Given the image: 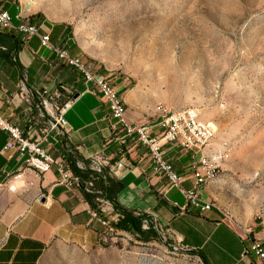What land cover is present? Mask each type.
<instances>
[{
  "label": "rangeland",
  "instance_id": "obj_1",
  "mask_svg": "<svg viewBox=\"0 0 264 264\" xmlns=\"http://www.w3.org/2000/svg\"><path fill=\"white\" fill-rule=\"evenodd\" d=\"M12 1L21 16L63 30L92 72L139 87L149 111L192 105L212 121V142L227 154L214 201L242 225L259 223L264 243V0ZM97 222L94 244L54 242L40 264H202L165 227L143 241Z\"/></svg>",
  "mask_w": 264,
  "mask_h": 264
},
{
  "label": "crops",
  "instance_id": "obj_2",
  "mask_svg": "<svg viewBox=\"0 0 264 264\" xmlns=\"http://www.w3.org/2000/svg\"><path fill=\"white\" fill-rule=\"evenodd\" d=\"M5 7L9 12L15 7L14 13H10L14 24L22 21L21 10L14 1L6 2ZM50 29L39 25V34L48 33L51 44H63L77 56L73 46L69 48V38L63 30L51 33ZM5 31L22 38L15 29ZM17 57L19 65L0 58V114L5 120L18 126L24 135L41 139L42 146L54 158L66 157L67 146L84 161L101 154L107 161L106 169H112L114 177L123 184L116 193L117 201L137 212L155 213L166 233L183 249L203 251L211 264L255 261L251 255H244L241 238L223 211L237 219L218 200L221 210L201 212L188 204L182 189L195 185L188 168L193 151L174 143L163 145L164 158L183 176L181 189L169 186L165 176L152 171L147 147L125 134L110 118L108 103L101 94L87 91L78 69L61 63L51 48L40 43L39 35L28 36ZM113 82L130 120L149 122L156 131L158 121L150 117L153 108L149 111L147 95L139 87L125 85L117 78ZM40 88L46 89L57 105L71 100L64 114L67 120L64 129L49 128L48 115L41 111L39 98L32 94ZM7 139V131L0 128V264H40L54 242L94 244L101 227L81 190L62 182L56 164L42 174L26 168V155L7 148ZM213 139L206 153L225 152ZM20 171V177L14 178L13 174ZM221 186L218 176L201 184V199L215 200ZM40 193L45 198L36 200ZM103 209L112 212L105 215L107 219H116L111 204L104 203ZM241 227L251 229L255 236L262 231L259 223Z\"/></svg>",
  "mask_w": 264,
  "mask_h": 264
},
{
  "label": "built area",
  "instance_id": "obj_3",
  "mask_svg": "<svg viewBox=\"0 0 264 264\" xmlns=\"http://www.w3.org/2000/svg\"><path fill=\"white\" fill-rule=\"evenodd\" d=\"M7 0H0V21L7 23V16L11 15L8 9L5 7ZM17 32L21 33L22 40H26L28 36L39 35L40 43L43 46L51 48L57 57L60 52H68L67 61H60L61 63L71 66L77 69V63L79 61H72L69 58V50L63 44H51L50 35L39 34V25L35 28L17 29ZM79 71V70H78ZM80 72V71H79ZM82 74L83 82L86 85L87 91H98L102 98L108 103L109 116L115 120L119 126L124 130L125 134L131 138H135L142 145L147 147L149 156L151 159L152 171L165 176L169 186L181 189V181L183 176L173 169L172 165L164 158L162 147L166 143H174L184 150L193 151L194 156L188 165V168L195 180V185L189 189H182V192L187 199L193 203V207L197 209H213L212 206L207 205V201L201 199L199 190L201 184H205L209 181L210 176H218L221 170L216 169V160H225L227 154L225 152L216 153V155H206V147L210 141L214 138L216 128L214 130H205V123H213L210 120L200 117L199 109L192 105L184 107H173L163 102H156L153 106V111H157V121L159 128L154 131L149 122H134L129 117H125L124 113H118L114 106H112L113 91L117 90L114 84L105 78L103 74H95V76H88V74ZM92 83V86H89ZM32 94L39 98V106L41 111L48 115L49 128L64 129L67 126V120L65 118V111L71 103V100L65 101L61 105H57L51 94L46 89H37L32 91ZM0 128L6 130L8 133V139L6 141V147L12 148L18 151L26 157H35L36 164L41 165L42 174L49 170L53 164H56L57 168L62 174V182L69 186L76 185L78 177L74 176L72 172H67V165L62 164V158L52 157L42 146V140L38 138H31L28 135H24L22 130L5 120L0 114ZM76 164L79 168L88 166L95 176H91L85 181V189L87 192H91L97 195L102 193L101 189L95 187V180L100 175L105 178V175L114 176L112 169H106L107 161L101 154H94L84 160L78 159ZM22 171L14 174V178L20 177ZM45 198L43 193L36 196V200ZM99 202L98 208L102 210V219L98 220L102 225L109 226V219L104 215L103 204L109 203L103 197H96ZM110 204V203H109ZM92 214V210H91ZM151 221L154 226L163 233L165 227L158 216L155 213H149ZM94 217V215H92ZM144 227H147L146 220L143 223ZM245 238V237H244ZM244 255H251L255 261L250 264H264V243H254L252 248L244 249Z\"/></svg>",
  "mask_w": 264,
  "mask_h": 264
},
{
  "label": "trees",
  "instance_id": "obj_4",
  "mask_svg": "<svg viewBox=\"0 0 264 264\" xmlns=\"http://www.w3.org/2000/svg\"><path fill=\"white\" fill-rule=\"evenodd\" d=\"M23 44L24 40H22L21 37L14 36L9 32L0 29V58H3L13 65H19L17 53ZM66 151L67 154L64 159L67 162L72 174L78 177L76 186L81 190L92 211L102 215V210H99L98 208L99 202L96 197H103L112 205L114 212L117 213L116 219L109 220L113 229L134 234L143 241L162 239L164 234L160 233L159 230L154 226V223L151 221L150 216L147 213H141L128 209L117 201L116 193L123 187V184L114 176L105 175L104 178L102 175H100L98 179L95 180V187L101 189L102 191L100 195L87 192L85 189V181L91 176H95V174L88 166L84 168H79L77 166L76 161L81 159V157L71 146H67ZM84 162L86 163L87 161ZM225 218L231 227L237 231L243 243L244 249L248 248L254 237L253 231L251 229H246L250 232V237H247L242 231L245 230V228L243 229L241 224L234 220L233 217L226 216ZM145 220L147 222V227L143 226ZM184 250L190 254L198 256L202 264H211L210 260L203 251L199 249Z\"/></svg>",
  "mask_w": 264,
  "mask_h": 264
},
{
  "label": "bare ground",
  "instance_id": "obj_5",
  "mask_svg": "<svg viewBox=\"0 0 264 264\" xmlns=\"http://www.w3.org/2000/svg\"><path fill=\"white\" fill-rule=\"evenodd\" d=\"M7 23L10 25H6V22L0 21V29H2V30L15 29L17 31V29L35 28L37 26V24L35 22L31 21L28 17H23L22 21H20L18 24H14L11 15L7 16ZM69 58L72 61H79L77 63V69L80 72H82L84 74H88V76H95V73H93L89 68H87L85 66V63L83 62V60L79 56L72 55L69 52ZM57 59L59 61H67L68 52H60V54H57ZM105 78H107V77H105ZM112 106L115 107V109L117 110L118 113H124V116L128 117L125 103H124L123 99L121 98V96L118 94L117 90L113 91ZM150 117L157 119V111H153V113ZM214 126L216 128V125L214 123H205V130H214ZM206 155H216V154L206 153ZM222 162H223V160H216V169L217 170H221ZM62 164L67 165V172H71L69 167H68V164L64 158H62ZM25 167L28 169L35 170L37 173L41 172V165L36 164V158L35 157H27ZM13 177H14V174H13ZM214 177H216V176H210V179H213ZM187 202L189 205L193 206L192 202H190V201H187ZM207 205L212 206L213 209L220 210L219 207H217L214 200H208ZM199 211L206 212V211H208V209H199ZM92 215H94L95 219H102V215L97 213V212L92 211ZM224 215H225V217L227 216L225 213H224ZM228 217H230V216H228ZM109 227L112 228L110 223H109ZM242 231H243V233H245V235L247 237H250V232L248 230L245 229ZM254 243H261V240L253 237L252 242L249 244L248 248H252Z\"/></svg>",
  "mask_w": 264,
  "mask_h": 264
},
{
  "label": "water",
  "instance_id": "obj_6",
  "mask_svg": "<svg viewBox=\"0 0 264 264\" xmlns=\"http://www.w3.org/2000/svg\"><path fill=\"white\" fill-rule=\"evenodd\" d=\"M75 96H77V94Z\"/></svg>",
  "mask_w": 264,
  "mask_h": 264
}]
</instances>
